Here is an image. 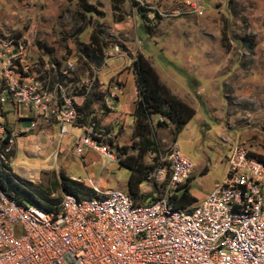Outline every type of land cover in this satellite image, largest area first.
Wrapping results in <instances>:
<instances>
[{"label":"rangeland","instance_id":"374dc122","mask_svg":"<svg viewBox=\"0 0 264 264\" xmlns=\"http://www.w3.org/2000/svg\"><path fill=\"white\" fill-rule=\"evenodd\" d=\"M111 2L0 0V26L11 36L24 37L42 47L50 55L48 60L60 67L68 57L78 54L70 79L79 91L89 86L83 102L89 103L84 108V123L94 122L107 141L117 147L127 146L128 153L136 152L129 128L102 123L108 112L104 104L106 88L117 71L138 52L162 63L168 55L179 68L180 61L202 60L198 62L203 73L199 77L201 88L188 82L192 91L200 93V105L195 103L196 114L189 126L177 134L176 140L172 126L156 128L161 155H167L177 141L180 151L194 162L189 192L196 201L189 207L223 181L226 157L233 145L241 143L253 155L264 157V0H205V13L200 16L181 12L178 0H124L116 9ZM84 3L95 11H86ZM31 11L32 17L26 14ZM91 42L102 47L98 63L82 56L83 45ZM116 46L119 54L115 53ZM176 71L182 74L185 69ZM4 106L8 108V104ZM30 123L26 118L15 120L9 109L7 113L0 110V127L16 128L7 169L29 181L42 195L59 202L65 195L62 181L82 183L88 177L102 188L128 191L129 169L102 159L88 148L82 157L75 153V135L81 133L80 128L69 126L70 134L60 137L58 124ZM157 157L149 152L143 161L152 164ZM139 189V202L180 192L169 186L167 175L146 180ZM83 192L89 193L85 189ZM23 203L30 204L26 200Z\"/></svg>","mask_w":264,"mask_h":264},{"label":"built area","instance_id":"2783aa9c","mask_svg":"<svg viewBox=\"0 0 264 264\" xmlns=\"http://www.w3.org/2000/svg\"><path fill=\"white\" fill-rule=\"evenodd\" d=\"M178 2L185 14L205 13V0ZM42 54L31 41L0 26V110H11L18 120L23 109L32 126L58 124L60 137L77 126L82 130L75 135L78 156L88 148L119 163L120 147L94 122L84 123L89 86L79 91L70 79L78 54L61 67ZM115 98L109 92L107 107ZM15 132V127H0L2 166L10 163ZM226 161L223 181L185 208H176L169 197L139 202L126 190L100 187L92 177L80 181L94 195L65 193L50 210L26 205L0 185V264H264V162L241 143L230 148ZM194 166L175 141L167 155H158L146 178L167 175L175 189Z\"/></svg>","mask_w":264,"mask_h":264},{"label":"trees","instance_id":"16d2710c","mask_svg":"<svg viewBox=\"0 0 264 264\" xmlns=\"http://www.w3.org/2000/svg\"><path fill=\"white\" fill-rule=\"evenodd\" d=\"M124 0H112V7L118 8L119 4ZM86 11H95L90 4L84 3ZM93 37V34L90 36ZM93 40V38L91 39ZM102 47L97 42H91L83 45V55L91 62L98 63L102 60ZM131 68L135 78V85L138 91L135 109L133 112L134 122L130 135L132 147L136 152H127V146L120 147L121 157L119 165L129 169L127 178L128 193L134 198H140L139 186L147 180L149 170L152 169L154 163L147 164L143 161L146 153H153L156 156L160 154L158 141L156 140V128L162 126H172V134L176 140L177 134L184 128L188 121L194 116L195 109L177 97L171 89L164 84L152 63L140 52L132 57ZM89 103H85L82 107L87 108ZM85 112V111H84ZM86 114V113H85ZM153 114L160 115L163 119L153 124L151 116ZM264 162V157L256 156ZM6 168V169H5ZM206 172V171H205ZM203 172V174L205 173ZM191 179L176 188L180 190L173 193L169 197L176 208H185L196 201V198L189 192ZM62 189L65 193H73L77 196H92V189H87L82 183L67 179L62 181ZM0 185L11 188L23 200L30 204L39 206L46 210L52 209L58 199L49 198L42 195L40 191L33 187L29 181H24L14 173L7 169V166H0ZM83 189L89 193L83 192ZM84 194V195H83Z\"/></svg>","mask_w":264,"mask_h":264},{"label":"crops","instance_id":"0c3cea01","mask_svg":"<svg viewBox=\"0 0 264 264\" xmlns=\"http://www.w3.org/2000/svg\"><path fill=\"white\" fill-rule=\"evenodd\" d=\"M24 14L25 13H23V15ZM26 14L32 17V11ZM6 15L9 16L7 13ZM40 52L43 53L42 55L44 56L49 55L48 53L44 52L42 47H40ZM142 54L148 60H150L152 66L157 71L161 81L164 84H166L177 97H179L180 99L191 105L195 109V114H196L195 103L200 105V103L197 101V96L200 93L198 90L194 91L193 89L192 91V89L189 86V83L191 86L195 87L196 89L200 87L198 86L200 83L199 77L200 75H203V73L202 70L200 69L199 63H201L200 61L202 60L194 61L192 58H189V60L187 61L184 62L180 61V64H182L180 66L182 67L179 68V65L175 63L168 55L164 56L165 62L162 63L161 61L158 60L155 61L151 59L150 57L146 56L143 52ZM131 61L132 60H129L121 69L117 71V76L115 80L113 81V83L109 84L108 87L106 88L107 92L106 95L104 96L105 99L104 104L106 101L110 103V100L108 99L109 92L115 93L116 98L110 105V108L107 107V105L105 104V109H107L108 112H107V116L105 115V118L102 120V123L113 122L112 126L114 128L117 125L118 126L122 125L124 130L126 128H129L130 135L132 132V127H133L132 125L134 122L133 112L135 109L136 100L138 98V91L135 85L136 84L135 78L131 68ZM181 68H184L185 72L182 74L177 73L176 70L177 69L181 70ZM19 113H22L21 118L23 119L25 111L21 109ZM100 113H104V110L101 109ZM195 114L193 117H195ZM193 117L188 121V123L184 126V128H187V126H189ZM151 119L153 124H155L158 120H162L163 118L158 114H153L151 116ZM113 135L115 134L113 133ZM92 152L93 154L97 155V153H95L94 151Z\"/></svg>","mask_w":264,"mask_h":264}]
</instances>
